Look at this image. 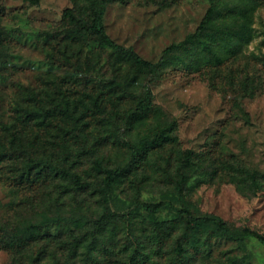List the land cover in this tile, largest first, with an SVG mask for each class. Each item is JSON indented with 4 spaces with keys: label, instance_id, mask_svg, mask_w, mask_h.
I'll use <instances>...</instances> for the list:
<instances>
[{
    "label": "rangeland",
    "instance_id": "1",
    "mask_svg": "<svg viewBox=\"0 0 264 264\" xmlns=\"http://www.w3.org/2000/svg\"><path fill=\"white\" fill-rule=\"evenodd\" d=\"M257 2L249 38L220 63H204L189 43L167 50L195 32L209 0L107 2L106 33L157 64L152 74L93 35L72 36L62 13L72 7L88 19L83 0H0V264H158L178 230L156 225L176 220L181 205L264 235V66L254 58L264 54V0ZM227 22L232 32L240 25ZM246 77L250 96L241 90ZM147 89L150 108L137 110ZM158 127H171L173 140L133 155ZM189 150L191 163L180 168ZM95 160L120 169L106 192ZM75 169L91 182L81 191L71 189ZM43 223L48 234L37 228ZM205 235L185 264H264L253 237H215L206 250ZM92 241L100 262L86 258Z\"/></svg>",
    "mask_w": 264,
    "mask_h": 264
},
{
    "label": "trees",
    "instance_id": "2",
    "mask_svg": "<svg viewBox=\"0 0 264 264\" xmlns=\"http://www.w3.org/2000/svg\"><path fill=\"white\" fill-rule=\"evenodd\" d=\"M73 1L75 2V4L78 2V0ZM83 1L87 3L90 11V16L88 19L82 20L76 18L72 7L64 9L62 13L63 18L69 20V22L73 26L70 30L72 36H74L75 38L78 37L86 39L88 35H93L103 45L111 48L114 53L127 57L132 61V63L136 65L144 66L147 71L152 74L158 72L157 64L142 60L141 57L131 47L122 46L121 44L114 41L106 33L102 17L105 9V4L113 0ZM209 1L210 5L205 11L199 25L196 27L195 32L188 36L182 42L168 47L167 50H175L176 48L189 43L191 46L194 45L198 48V51L200 52L202 61L204 63H220L226 58L228 59L232 56L235 57L237 55L242 42L249 38L248 36L250 35L251 31L250 16L252 10L258 5L257 0ZM236 20H240V25L235 32H232L231 30L226 28V24L228 23L227 21L233 23L236 22ZM254 58L258 63H260V65L264 66V54L254 55ZM107 82L111 85V87L117 85L114 79H110ZM252 83L253 79L249 77H246L244 79L241 87L243 95L250 96L254 93L255 89ZM149 96L150 90L147 89L145 91L143 99L137 102V110L146 111L150 108L151 101L149 99ZM128 118L130 121H133L135 115H133V113H130L128 115ZM169 130H171V127H158L152 138H149V140L144 143L145 145H135L131 147L133 155H138L140 153L146 152L147 148H149L150 146H159L162 145L165 141H172L173 139L169 134ZM191 152L192 151L189 150L184 152L182 156H178L177 159L179 161L180 168L185 167L191 163ZM93 166L97 168L99 172L105 174V176H103L104 182L101 186L102 190L106 192V190L111 185L114 177H116L119 173L120 169L112 167L103 168L98 160L94 161ZM55 172H58L57 168H55ZM68 175L72 178L71 189L74 191H81L83 188L91 185L90 181L83 179L82 173L77 169L73 170L72 172L69 171ZM257 176L258 174L256 171L251 172V179L254 182H256ZM185 181V174H181V177L175 180L174 186L178 192L181 191L182 185L185 183ZM163 224L164 225H156V228L160 229L162 227H165L171 228L172 230H178V235L175 240L174 248H172L169 251L168 255L164 257V261L158 264H185L191 257L188 254V247H192L194 243H196L199 235L204 231H206V235L203 238L202 242L206 247V250L209 249L212 239H214L215 237H224L236 241H242L246 237H253L259 243L264 245V235L247 227L232 228L226 221L216 215H191L185 205H181L179 209V216L176 220ZM48 226L49 225H47V223H43L41 227L37 228H40V230L44 228L43 234H48ZM40 230L37 229V231L35 230L34 232L36 234H42L39 233ZM72 233L74 234V232ZM97 234H100V228H96L91 233L93 237H96ZM81 236L74 237V243H71L74 247L82 241L84 235ZM159 236L160 234H158L156 240L159 242L158 245L160 246L161 238ZM92 244H94V241L90 242L88 245L89 247L87 249L88 251L86 254V258H91L96 262H100V260H98L96 256L92 255L93 250L96 249L95 247H90L93 246ZM138 256H140L139 260L142 261V257H144V254H140ZM218 264H222V262H218ZM228 264L235 263L231 261Z\"/></svg>",
    "mask_w": 264,
    "mask_h": 264
}]
</instances>
